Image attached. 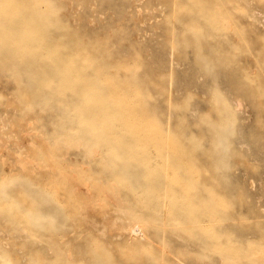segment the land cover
Returning a JSON list of instances; mask_svg holds the SVG:
<instances>
[{
	"label": "rangeland",
	"instance_id": "1",
	"mask_svg": "<svg viewBox=\"0 0 264 264\" xmlns=\"http://www.w3.org/2000/svg\"><path fill=\"white\" fill-rule=\"evenodd\" d=\"M0 264H264V0H0Z\"/></svg>",
	"mask_w": 264,
	"mask_h": 264
},
{
	"label": "bare ground",
	"instance_id": "2",
	"mask_svg": "<svg viewBox=\"0 0 264 264\" xmlns=\"http://www.w3.org/2000/svg\"><path fill=\"white\" fill-rule=\"evenodd\" d=\"M40 18H41L42 23H43L42 27H47L48 25H50L49 19H47L45 16H40ZM214 129L218 130V131L226 130V128L224 126H222L221 123H218V125H215ZM216 136H217V139H216L217 146H216L215 150H216V153L220 154L225 149V145L228 141V137H227V134H225L223 132H216ZM135 216L133 217V219H135L137 221L132 222V223L128 222V224L125 225L123 228L126 231L125 235L128 238H133V237L138 238V236H140V234H142L141 230L139 229V227L142 226V224L139 223L140 222V221H138L139 219Z\"/></svg>",
	"mask_w": 264,
	"mask_h": 264
}]
</instances>
